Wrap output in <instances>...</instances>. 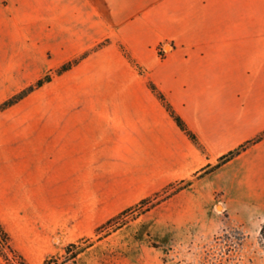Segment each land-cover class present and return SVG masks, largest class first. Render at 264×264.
<instances>
[{
  "label": "crops",
  "instance_id": "crops-1",
  "mask_svg": "<svg viewBox=\"0 0 264 264\" xmlns=\"http://www.w3.org/2000/svg\"><path fill=\"white\" fill-rule=\"evenodd\" d=\"M86 51L55 77L81 113L0 127V223L32 264L264 134V0H0V101ZM191 186L264 219V137Z\"/></svg>",
  "mask_w": 264,
  "mask_h": 264
},
{
  "label": "rangeland",
  "instance_id": "rangeland-1",
  "mask_svg": "<svg viewBox=\"0 0 264 264\" xmlns=\"http://www.w3.org/2000/svg\"><path fill=\"white\" fill-rule=\"evenodd\" d=\"M64 63L42 69L27 85L9 87V95L0 103L47 73H54L51 81L0 109V127L15 131L24 113H81L83 103L73 100L78 96L70 95L64 80H55V70ZM179 182H174L175 187ZM167 193L148 202L139 201L129 211L119 213L113 224L77 240L76 246L69 243L58 247L41 264H264L259 236L263 216L254 222L244 219L243 227L241 216L228 212L217 195L200 197L191 185L171 196ZM16 250L22 258L11 254L6 260L0 254V264H32Z\"/></svg>",
  "mask_w": 264,
  "mask_h": 264
},
{
  "label": "trees",
  "instance_id": "trees-1",
  "mask_svg": "<svg viewBox=\"0 0 264 264\" xmlns=\"http://www.w3.org/2000/svg\"><path fill=\"white\" fill-rule=\"evenodd\" d=\"M103 44L100 43L98 45H96L94 48H98L99 46H101ZM122 49L124 51V53L132 59L130 53L127 51V49L122 46ZM89 53V51L84 52L83 54H81L80 56L69 60L67 62H65L64 64H62L60 67H58L55 72L60 74L63 73L64 71L72 68L75 64H77L82 58H84L85 56H87ZM54 76L53 71L50 73H47L45 76L41 77L40 79H38L36 82L32 83L31 85L23 88L22 90H20L19 92L13 94L11 97H9L8 99H6L5 101H3L2 103H0V109H6L12 105H14L15 103L19 102L20 100H22L24 97H26L28 94H30L32 91H34L35 89L43 86L46 82H49L52 80ZM150 87L156 92V94L159 96V98L162 100V102L164 103V105L166 106V108L169 110V112L172 114V116L175 118V120L177 121V123L179 124V126L190 136V138L192 140H194L196 143H198L203 149L204 146L202 145V143L200 142L198 136L196 135V133H194V131H192L190 129V127L188 126V124L186 123V121L184 120V118L176 111V109L174 108V106L172 105V103L168 100L166 94L161 91L158 86L154 83V82H150L149 83ZM264 137V134L260 135L259 137H257L256 139L245 143L243 145H241L240 147L233 149L231 151H229L228 153L224 154L220 160L218 161V163L216 164H209L205 167H203L201 170H199L198 172L195 173L194 177L190 178V179H183L179 182V185H177L175 187L174 183H171L168 187H166L163 191L156 193L153 197H148L145 199H142L140 201V203H144V202H148L150 200H152L153 198L159 196L160 194H163V192H168L167 195L171 196L173 194L178 193L179 191L189 187L190 185L193 184V182L204 176L205 174L209 173L210 171L214 170L215 168H217L218 166H220L221 164L227 162L228 160H230L231 158H233L234 156H236L237 154H239L242 150H244L250 143L255 142L257 140H260L261 138ZM171 187H173V190H169ZM129 211V209L123 211L121 214H123L124 212ZM121 214H118L116 216H114L113 218H111L110 220H108L105 224H103L101 227L98 228L99 230H102L101 228L105 227V226H109L111 224H113L117 218L120 217ZM259 236L261 239V242L264 246V221L261 224L260 227V231H259ZM0 254L6 259L9 260L10 259V255L14 254L15 256H19L22 258V255H20L18 253V251L14 248V246L11 243V238L9 233L3 228L2 224L0 223ZM85 239V238H83ZM76 243H71L72 246H76ZM67 250L70 251L71 250V245H69L67 247Z\"/></svg>",
  "mask_w": 264,
  "mask_h": 264
},
{
  "label": "built area",
  "instance_id": "built-area-1",
  "mask_svg": "<svg viewBox=\"0 0 264 264\" xmlns=\"http://www.w3.org/2000/svg\"><path fill=\"white\" fill-rule=\"evenodd\" d=\"M158 48H159L160 53H161L162 55H166V52H167L168 48H166V43H165V42L160 43V45H159Z\"/></svg>",
  "mask_w": 264,
  "mask_h": 264
}]
</instances>
